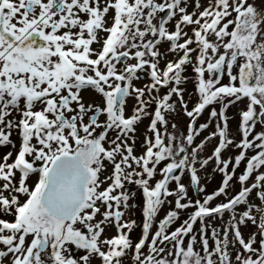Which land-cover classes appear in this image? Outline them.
I'll use <instances>...</instances> for the list:
<instances>
[{
	"label": "snow or ice",
	"instance_id": "1",
	"mask_svg": "<svg viewBox=\"0 0 264 264\" xmlns=\"http://www.w3.org/2000/svg\"><path fill=\"white\" fill-rule=\"evenodd\" d=\"M0 264H264V0H0Z\"/></svg>",
	"mask_w": 264,
	"mask_h": 264
},
{
	"label": "rangeland",
	"instance_id": "2",
	"mask_svg": "<svg viewBox=\"0 0 264 264\" xmlns=\"http://www.w3.org/2000/svg\"><path fill=\"white\" fill-rule=\"evenodd\" d=\"M218 181H219V177H217V180L214 181L212 185H210L209 188L210 191L218 185ZM137 215H139V213H137Z\"/></svg>",
	"mask_w": 264,
	"mask_h": 264
}]
</instances>
